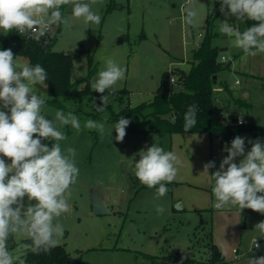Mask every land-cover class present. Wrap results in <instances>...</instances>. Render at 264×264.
I'll use <instances>...</instances> for the list:
<instances>
[{"label":"rangeland","instance_id":"374dc122","mask_svg":"<svg viewBox=\"0 0 264 264\" xmlns=\"http://www.w3.org/2000/svg\"><path fill=\"white\" fill-rule=\"evenodd\" d=\"M80 2L90 4L102 16L101 23H85L83 18L71 15L72 4L62 5L61 11L69 24L67 27L61 24L50 33L52 50L72 56L70 79L79 89L84 88L86 81L93 89L92 83L106 67V59H113L126 69L125 77L105 91L128 92L121 95V101L116 95H108L109 108L103 112L95 110V104L102 103L100 99L90 101L87 97L61 100L63 108L47 102L42 106V114L54 122L57 110L72 112L81 122L79 131L55 122L66 137L58 142L62 151L75 148L79 168L76 183L69 188L70 211L54 220L64 228L58 245L67 251L68 264H210L206 261L211 244L224 256L220 264H246L253 255L263 256L253 242L264 236L254 229L264 215L251 209L240 212L238 206L231 204L220 209L214 206V180L202 171L208 161H215L216 165L209 174L216 171L227 155L220 153L221 160L212 159L220 145L224 148L217 140L218 135L153 132L148 130L145 116L151 111L149 106L143 108V114L122 111L126 106L151 101L164 71H172L170 74L175 77L179 70L187 72L192 51L207 36L210 44L218 47V57L224 56L228 66L217 74L215 84L218 89L215 105L222 122L230 124L242 118L244 122L264 126V53L251 56L237 48L233 38L219 32L221 20L228 19L240 31L245 30L246 21L224 17L218 0ZM210 6H214L213 12ZM182 7L196 10L193 24L183 22ZM3 37L0 34V41ZM14 60L28 64L25 56H16ZM221 82L226 86H220ZM38 94L45 101L49 98L47 88H41ZM237 100L249 106L238 105ZM121 117L131 123L123 142H118L113 126ZM89 119L104 123V132L84 127ZM240 136L264 140V136L253 137L250 132ZM42 142L49 147L55 143ZM153 143L178 157L176 177L166 183L169 191L162 197L157 194L159 185L148 188L134 174V163L139 160L137 153ZM250 147L247 145V149ZM0 158L10 163L6 157ZM93 191L105 202L109 213L92 214ZM157 206L164 211L157 212ZM18 241L17 237L9 239L13 252ZM25 258L26 255L20 257L23 264Z\"/></svg>","mask_w":264,"mask_h":264},{"label":"clouds","instance_id":"9594fccd","mask_svg":"<svg viewBox=\"0 0 264 264\" xmlns=\"http://www.w3.org/2000/svg\"><path fill=\"white\" fill-rule=\"evenodd\" d=\"M218 2L224 17L257 22L241 32L228 19L221 20L219 32L233 38L235 46L251 56L264 53V0ZM67 4L73 6V17L83 18L85 23H101L102 16L80 0H0V34L7 36L15 29L18 34L40 41L61 24L68 26L61 11V6ZM210 7L213 12L214 6ZM196 16L194 8L182 7L184 23L193 24ZM125 72V68L107 58L106 67L98 73L92 88L103 94L123 80ZM47 80V71L39 63L19 64L11 48L0 50V156L10 161L0 158V264H23L21 255L50 251L64 236L63 226L54 220L70 211L69 188L76 183L79 168L76 149L68 147L62 151L58 142L66 137L55 122L77 131L81 122L74 113L65 114L63 110L56 111L55 122L42 114L46 101L38 93L47 88ZM100 100L102 103L95 104V110L103 112L108 96L101 95ZM197 112V105L188 106L184 113L185 132L196 125ZM130 123L123 117L115 123L116 141L123 142ZM239 123H244L242 118ZM84 127L100 133L105 129L104 123L91 119L84 122ZM45 140L55 143L49 147L42 142ZM247 145H251L250 150ZM223 151L227 155L216 171L209 174L215 161L205 163L202 171L214 180L215 208L231 204L238 206L240 212L251 209L264 215V140L237 135L230 146L224 145ZM137 155L135 176L148 188L159 185L158 196H165L169 191L166 183H171L177 174L176 153L153 143ZM163 211L162 206H157V212ZM254 229L264 234V220L256 223ZM10 237L19 238L16 252L9 247ZM253 243L256 249L260 247L257 239ZM248 264H264V256L253 255Z\"/></svg>","mask_w":264,"mask_h":264},{"label":"trees","instance_id":"16d2710c","mask_svg":"<svg viewBox=\"0 0 264 264\" xmlns=\"http://www.w3.org/2000/svg\"><path fill=\"white\" fill-rule=\"evenodd\" d=\"M245 21L246 28L257 23L251 20ZM51 44L50 33H47L40 41H36L27 35L18 34L15 29L7 36L4 35L0 41V50L11 48L14 57L25 56L30 66L39 63L46 69L48 74L47 93L49 95L47 103L63 108L61 100L87 97L88 100L95 101L100 99L101 95L108 96L110 94L116 95L117 99L121 101L123 98L121 95L128 92L126 89H120L114 92L105 91L101 94L91 89L88 81L84 88L79 89L76 83L70 79L72 56L62 51L52 50ZM218 54V47L212 46L209 37L206 36L200 45L192 51L189 70L187 72L179 70V75L176 77L178 90L174 91L173 86L169 83L172 71H164L151 101L136 107L126 106L122 111H127L130 114H143V108L149 106L151 111L145 114L148 117V130L160 133H183L185 132L184 113L189 105L195 104L198 107L197 123L188 132H207L211 136L220 135L227 141H232L235 136H240L244 132L253 134L254 131H258L259 135L264 136V126L249 122L242 124L222 122L223 118L215 105L218 92L215 84L217 74L228 66L219 60ZM220 84L223 87L226 86L224 82ZM236 103L249 106L242 100H237ZM105 108H109V104ZM164 115H169L170 118L167 119ZM216 115H218V119L215 118ZM208 253L209 257L206 263L220 264L223 262L224 256L214 244L209 246ZM68 262L67 251L62 245H57L47 252H29L24 264H68Z\"/></svg>","mask_w":264,"mask_h":264},{"label":"water","instance_id":"95a60500","mask_svg":"<svg viewBox=\"0 0 264 264\" xmlns=\"http://www.w3.org/2000/svg\"><path fill=\"white\" fill-rule=\"evenodd\" d=\"M187 35L190 36V31L187 29ZM178 86H173L172 89L174 91L178 90ZM216 119H218V115L215 116ZM259 135L258 131L253 132V137H256ZM90 206H91V212L94 215L109 213L110 210L105 204V202L100 198V196L93 191L90 196ZM260 247L257 249V251L264 256V239L261 241H258Z\"/></svg>","mask_w":264,"mask_h":264},{"label":"built area","instance_id":"2783aa9c","mask_svg":"<svg viewBox=\"0 0 264 264\" xmlns=\"http://www.w3.org/2000/svg\"><path fill=\"white\" fill-rule=\"evenodd\" d=\"M199 46V45H198ZM219 60L220 61H222V62H224L225 61V57L224 56H221L220 58H219ZM176 82H177V79H176V77L174 76V75H172V74H170V76H169V83L172 85V86H176ZM235 83H238V81H236ZM218 90V89H217ZM241 119H239V120H237L236 122L238 123V124H241V123H239V121H240ZM217 140L219 141V142H221L223 145H225V144H231V141H227L226 139H224L222 136H220V135H218L217 136ZM223 154L224 153V151H223V147L220 145L219 146V148H217V151H216V153H214V154H212V159H218V160H221L222 158H220L219 157V154ZM234 252H236V250H234Z\"/></svg>","mask_w":264,"mask_h":264},{"label":"crops","instance_id":"0c3cea01","mask_svg":"<svg viewBox=\"0 0 264 264\" xmlns=\"http://www.w3.org/2000/svg\"><path fill=\"white\" fill-rule=\"evenodd\" d=\"M235 84H238V83H235ZM221 86V85H220ZM223 87V86H222ZM229 92L230 91H227V93L226 94H229ZM218 98V97H217ZM264 239V236L262 237V240ZM259 241H261V240H259ZM246 264H248V263H246Z\"/></svg>","mask_w":264,"mask_h":264}]
</instances>
